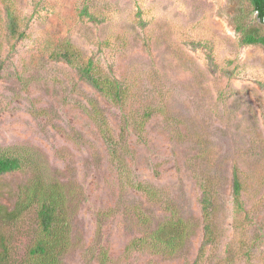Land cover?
Returning <instances> with one entry per match:
<instances>
[{
	"label": "rangeland",
	"instance_id": "1",
	"mask_svg": "<svg viewBox=\"0 0 264 264\" xmlns=\"http://www.w3.org/2000/svg\"><path fill=\"white\" fill-rule=\"evenodd\" d=\"M21 39L9 35L0 0V149L38 150L54 173L83 190L64 264H264V46L244 44L235 18L264 21L249 0H11ZM70 42L130 90L122 108L55 52ZM104 114L119 156L93 118ZM152 115L140 137L133 121ZM126 119L129 124H126ZM127 125V127H126ZM243 181L234 203V168ZM28 172L0 175L12 207ZM217 183L216 241L201 253L202 184ZM149 185L155 197L137 187ZM171 208L193 232L173 255L132 247ZM33 214L14 232L23 254Z\"/></svg>",
	"mask_w": 264,
	"mask_h": 264
},
{
	"label": "trees",
	"instance_id": "2",
	"mask_svg": "<svg viewBox=\"0 0 264 264\" xmlns=\"http://www.w3.org/2000/svg\"><path fill=\"white\" fill-rule=\"evenodd\" d=\"M260 21H264V0H249ZM8 18L9 35L15 39L25 36L21 30L22 19L11 0H4ZM236 30L244 44H261L264 46V33L259 27L246 24L241 16L235 18ZM56 58H63L74 65L80 77L92 84L111 102L124 108L130 99V90L116 77H113L92 57H85L70 42L55 52ZM3 62L0 61V74ZM152 111L146 110L141 120L133 121L139 136H143L146 122ZM93 118L99 126L105 140L109 143L114 156H119L121 142H126V130L122 129L117 138L101 110L95 108ZM126 124L129 120L126 119ZM126 125V127H127ZM28 172V180L19 185L16 201L12 207L0 203V264H64V257L73 246V221L78 211L82 187L72 180H62L51 169L43 155L30 147L0 149V175L13 172ZM217 183L214 178L204 180L202 184L201 205L204 218L205 237L201 253L216 239L215 216L217 211ZM137 187L151 197L157 191L142 183ZM243 181L239 168H234V203L242 208L241 194ZM171 217L152 227L151 219L140 214L144 225V234L136 238L132 247L148 246L155 252L173 255L182 249L193 232L192 226L176 208H171ZM30 214L34 222L28 227L30 244L23 254H18L14 245L13 227ZM100 261L108 264L110 255L107 250L101 252Z\"/></svg>",
	"mask_w": 264,
	"mask_h": 264
}]
</instances>
